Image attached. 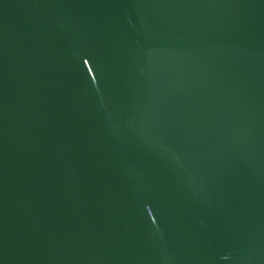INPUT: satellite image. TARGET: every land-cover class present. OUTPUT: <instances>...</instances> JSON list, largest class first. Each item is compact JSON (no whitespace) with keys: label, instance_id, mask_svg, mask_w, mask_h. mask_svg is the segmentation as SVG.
I'll list each match as a JSON object with an SVG mask.
<instances>
[{"label":"water","instance_id":"water-1","mask_svg":"<svg viewBox=\"0 0 264 264\" xmlns=\"http://www.w3.org/2000/svg\"><path fill=\"white\" fill-rule=\"evenodd\" d=\"M0 264H264V0H0Z\"/></svg>","mask_w":264,"mask_h":264}]
</instances>
